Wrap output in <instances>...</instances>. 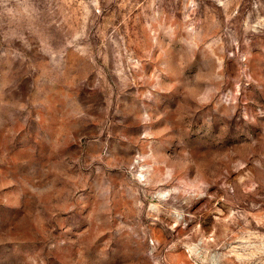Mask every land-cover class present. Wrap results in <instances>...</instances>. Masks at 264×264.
Instances as JSON below:
<instances>
[{"label":"rangeland","instance_id":"374dc122","mask_svg":"<svg viewBox=\"0 0 264 264\" xmlns=\"http://www.w3.org/2000/svg\"><path fill=\"white\" fill-rule=\"evenodd\" d=\"M0 264H264V0H0Z\"/></svg>","mask_w":264,"mask_h":264}]
</instances>
